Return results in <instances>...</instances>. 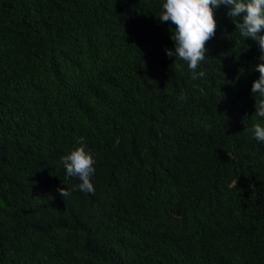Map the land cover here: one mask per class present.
Instances as JSON below:
<instances>
[{"label":"trees","instance_id":"trees-1","mask_svg":"<svg viewBox=\"0 0 264 264\" xmlns=\"http://www.w3.org/2000/svg\"><path fill=\"white\" fill-rule=\"evenodd\" d=\"M164 2L0 0V264H264L259 45L221 5L193 81Z\"/></svg>","mask_w":264,"mask_h":264},{"label":"clouds","instance_id":"clouds-1","mask_svg":"<svg viewBox=\"0 0 264 264\" xmlns=\"http://www.w3.org/2000/svg\"><path fill=\"white\" fill-rule=\"evenodd\" d=\"M221 5L227 7V15L235 20V28L244 38H251L259 45L262 53L254 71L259 78L252 83L251 92L255 99V116L264 118V0H165L159 13L161 23L171 22L175 29H169L174 42V51L165 49L167 57L186 62L191 73V80L196 81L205 76L204 71H197L206 57V42L215 36L217 23L214 10ZM203 92V89H201ZM179 101L187 100V93L181 92ZM253 135L257 141L264 142V125H253ZM66 174L75 177L79 183L71 190L59 187L57 192L63 198L71 192L79 190L83 193L95 194L92 178L95 174V159L87 150L84 137H78L73 148L61 156Z\"/></svg>","mask_w":264,"mask_h":264}]
</instances>
